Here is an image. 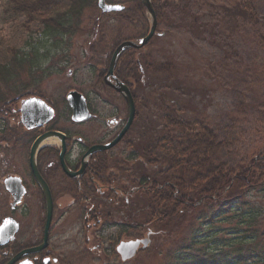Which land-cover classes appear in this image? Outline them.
I'll return each mask as SVG.
<instances>
[{"label": "rangeland", "instance_id": "obj_1", "mask_svg": "<svg viewBox=\"0 0 264 264\" xmlns=\"http://www.w3.org/2000/svg\"><path fill=\"white\" fill-rule=\"evenodd\" d=\"M246 4L255 8L257 24L252 25L236 11L238 5ZM174 6L165 9L169 20L158 22V35L145 51L157 63L174 62L181 73L192 77L193 90L189 94L168 91V95L179 103L178 110L187 113V119L202 118L219 140L226 141L219 161L232 168L248 164L255 155L264 153V0H182ZM11 9V0H0V44L15 49L34 65L30 72L23 66L16 79H43L37 87L45 96L55 88L62 98L70 89L81 92L87 97L93 118L78 126V136L85 146L106 142L114 132H110L105 122L114 113L105 102L109 94L100 92L102 96L94 98L93 86L99 70L105 69L102 62L108 64L118 36L121 40L137 38L140 27L112 14L101 18L98 11L88 10L80 25L83 34L60 42L56 37L46 36L37 24L24 27V16L12 14ZM149 82L157 83L158 75L152 74ZM148 96L141 94L143 102L139 104L134 128L110 152V157L115 158L110 171L113 178L121 173L123 160L130 153H140V149L150 146L148 138H153V134L156 137L163 124L166 104L155 95L151 100ZM64 107L66 114L61 115L60 128L70 132L71 122ZM125 115L126 111L119 117L124 119ZM151 124L155 131H145L144 127ZM135 171L139 173L137 167ZM142 171L149 170L143 167ZM148 174L152 175L150 171ZM114 183L127 190L133 187L123 180ZM245 197L243 203L232 201L229 213L208 229L205 238L212 250L248 239L256 226L264 233V188ZM143 204L142 194L129 197L127 212L135 214L114 215L115 218L105 220L109 227L103 230L93 222L87 228L83 222L86 213L81 209L77 222L63 229L60 243L52 241L55 253L62 255L60 264L168 263L167 257L185 243L192 218L166 225L143 224ZM120 223L124 226L120 227ZM70 230L77 233L71 242L66 241L65 234ZM148 233V246L122 262L115 251L118 242L143 239ZM260 245L264 246V237Z\"/></svg>", "mask_w": 264, "mask_h": 264}, {"label": "trees", "instance_id": "obj_2", "mask_svg": "<svg viewBox=\"0 0 264 264\" xmlns=\"http://www.w3.org/2000/svg\"><path fill=\"white\" fill-rule=\"evenodd\" d=\"M181 1L152 0L157 21L167 20L165 9L173 4L177 7V2ZM11 2L12 14L24 16V27L29 28L31 23L37 24L43 28L46 36L56 37L55 40L60 42L63 39L69 41L74 35H82L80 25L84 12L98 11L97 0ZM125 3H128L126 11L114 14L115 17L140 27L137 38L145 35L147 21L140 0ZM236 11L241 12L240 16L252 25L258 23L252 6L238 5ZM102 16L99 13V17ZM200 28L203 29L202 26ZM121 41L118 36L113 48ZM105 62L102 65H106ZM22 65L28 67L33 63L17 54L15 49L0 44V79L4 80L5 85L8 86V79L19 77L18 70L22 69ZM176 65L171 61L157 63L145 49L126 51L117 62L120 79L125 80V69L130 70L133 76L138 74L142 80V92L159 97L167 106L157 136L153 134V138H148L150 146L140 149L141 154L132 153L128 159L134 162L142 158L144 167L152 171V175H148L149 171H143L136 180L133 176L135 171L127 161L121 171L133 186L151 184L148 191L142 193L143 224L166 225L192 218L185 243L167 257L166 264H264V246L260 245L264 233L260 232L258 226L251 229L248 239H238L217 251L210 248V242L205 238L206 234L209 235L208 229L213 228L217 219L229 213L232 201L241 200L240 203H243L249 192H258L264 188V153L255 155L248 164L235 168L219 161L220 154L226 148V141L219 140L202 118L187 119V113L178 110L179 103L168 95V91L189 94L193 90L192 77L181 73ZM103 74V71L99 74L100 82ZM152 74L158 75L157 83L149 82ZM0 94L3 92L0 91ZM149 126L146 125L145 131L153 132V126ZM101 156L97 154L95 157ZM125 212L135 214V211Z\"/></svg>", "mask_w": 264, "mask_h": 264}, {"label": "flooded vegetation", "instance_id": "obj_3", "mask_svg": "<svg viewBox=\"0 0 264 264\" xmlns=\"http://www.w3.org/2000/svg\"><path fill=\"white\" fill-rule=\"evenodd\" d=\"M115 78L127 84L131 76L121 80L116 70ZM42 81L40 78L11 79L7 86L0 79V91L4 92L0 94V224L8 220L10 225L16 224L18 228L12 239L0 245V264H6L21 251L41 246L44 240L46 246L42 250L24 256L15 264H60L62 255L55 253L52 241L60 243L63 229L77 222L80 210L86 213L83 222L87 228L93 222L103 230L109 227L108 221L115 218L114 215L128 211L127 203L134 190L124 189L114 183L120 174L113 178L110 172L115 166V158L110 157L113 149L96 152L83 159L90 147L106 144L120 132L128 114L125 100L107 87H94V98L102 96L100 91L109 94L105 102L110 109L112 107L114 115L105 124L114 134L108 136L106 142L85 146L77 132L78 126L85 123L71 120V111L65 100L67 92L72 89L63 98L56 88L49 90V96H45L37 87L42 85ZM137 87L134 83L130 84L135 109L138 110L143 100ZM29 98L42 100L52 110V117L42 125L26 129L21 122L20 105ZM64 105L71 122L70 132L60 128L61 115L66 114ZM124 111L125 118L121 119L119 116ZM28 113L41 115L37 110ZM48 133L63 135L64 149L60 138L53 136L46 138L37 151L35 169L42 187L33 174L30 150L37 138ZM97 154L103 156L95 157ZM128 159L123 160V165ZM48 210L50 218L46 229ZM59 223L62 225L57 227ZM122 225L120 223V227ZM72 231L65 233L66 241L71 242L73 236L77 235Z\"/></svg>", "mask_w": 264, "mask_h": 264}, {"label": "water", "instance_id": "obj_4", "mask_svg": "<svg viewBox=\"0 0 264 264\" xmlns=\"http://www.w3.org/2000/svg\"><path fill=\"white\" fill-rule=\"evenodd\" d=\"M141 4L144 7V9L146 10L147 15L149 16V29H148L147 34L144 37L136 39V40H128V41L121 42L115 48V50L112 53V56H111L110 61H109L107 73L104 77V83L108 87L112 88L115 92L120 94L125 99V101L128 105V118H127L126 124L122 128L121 132L111 142H109L106 145H98V146L91 147L86 152L83 159L87 158L88 156H90L91 154H93L95 152L105 151V150H108V149L114 147L122 139L124 134L128 131V129L130 128L132 121L134 119L135 109H134V103H133L131 94H130V92L126 86H124L118 80L114 79L113 72H114V68L116 66L117 60L119 59V57L122 53H124L125 51H127L129 49L138 50V49L145 47L155 34L156 27H157V20H156L154 10L152 8L151 0H141ZM97 6L103 13L119 12V11H122L124 9V7L122 5L106 4L105 0H98ZM111 79H114V80L111 81ZM67 100H68L69 105L72 109V120L73 121L82 122V121L88 120L91 117L87 108H86L85 100L80 94H78L77 92H70L67 95ZM39 101L40 100H37V99L25 100L21 106L22 123L27 128H32L33 126H36V125L28 123L30 116L27 115L26 105L29 103H32V104H34L35 108H40V109L45 108V105L41 101L40 102ZM47 110H48V108H47ZM48 111H49V113L47 112V116L42 121H40L39 124H43L51 118L52 113L50 112V110H48ZM53 136H57L60 138V140L62 142V147H63V139H64L63 135L57 134V133H48V134L43 135V136L39 137L38 139H36L35 142L33 143L32 147H31V150H30V163H31V167L33 170V174H34V177L37 180V182L42 187H43L42 182H41V180H40V178L36 172V169H35L36 153H37L38 149L40 148L42 142H44V140L46 138L53 137ZM63 149H64V147H63ZM49 218H50V212L48 210L46 229H47L48 224H49ZM4 229H5L4 225H2V227L0 228V237L5 236L4 232H2ZM8 229L12 230V232L16 231V228L13 225L11 226V228L9 227ZM9 236H11V234L8 235L7 237H9ZM149 242L150 241L148 239L120 242L118 244V246L116 247V252L120 255L122 261H126V260H129V259L134 257V255L136 254L140 245H142V247L145 248V247H147ZM45 246H46V240H44V243L37 248L27 250V251H23V252L19 253L14 258H12L7 264H14L17 260H19L23 256L34 253V252H38V251L42 250Z\"/></svg>", "mask_w": 264, "mask_h": 264}]
</instances>
